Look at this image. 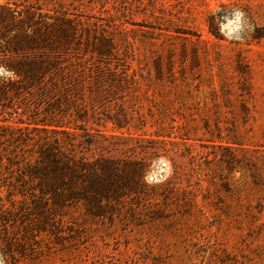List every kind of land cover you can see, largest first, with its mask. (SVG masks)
<instances>
[{
	"label": "rangeland",
	"instance_id": "rangeland-1",
	"mask_svg": "<svg viewBox=\"0 0 264 264\" xmlns=\"http://www.w3.org/2000/svg\"><path fill=\"white\" fill-rule=\"evenodd\" d=\"M1 23L0 64L59 61L0 115L6 264H264V0H0Z\"/></svg>",
	"mask_w": 264,
	"mask_h": 264
},
{
	"label": "trees",
	"instance_id": "trees-1",
	"mask_svg": "<svg viewBox=\"0 0 264 264\" xmlns=\"http://www.w3.org/2000/svg\"><path fill=\"white\" fill-rule=\"evenodd\" d=\"M15 16V15H13ZM2 25V23L0 24ZM23 31L20 32L23 43H19V46L21 49H19V54H27L28 52H31L35 49H38L37 45H34L36 40H33L30 36H28V33L32 30L29 28L30 25L28 23H25L24 26H22ZM14 32V31H13ZM19 34V35H20ZM15 35L14 33H11L9 37H12ZM5 36V34H4ZM5 38V37H4ZM2 42L5 41V39H1ZM2 44V43H0ZM41 45L46 46L49 50L57 49L56 43L50 41V40H44L41 41ZM59 64V61L57 59H27V58H20L15 63H7L3 64L6 65L9 69L13 70L16 74L17 79L11 80L8 82L0 81V115L5 114V100L7 95H13L12 97L14 100L20 99L21 93L24 91H32V90H42L46 91L49 89V85H54V80L52 79L49 81V79L52 77L53 70L56 68V66ZM5 85H6V91L5 92ZM44 125V124H43ZM4 126L0 127V130L5 131ZM2 138H5V135L1 134L0 132V140ZM48 163L53 164V161L48 159ZM25 168H28L29 166H33L32 163H26L23 164ZM46 171V170H45ZM48 172V171H47ZM42 174V173H41ZM49 174L56 175L53 171H50ZM43 176H48L43 174ZM47 186H41L39 187V190L45 192V195H51L57 196V189L53 187L52 183H47ZM55 185V184H54ZM58 202V201H57Z\"/></svg>",
	"mask_w": 264,
	"mask_h": 264
},
{
	"label": "clouds",
	"instance_id": "clouds-1",
	"mask_svg": "<svg viewBox=\"0 0 264 264\" xmlns=\"http://www.w3.org/2000/svg\"><path fill=\"white\" fill-rule=\"evenodd\" d=\"M219 35L229 42H244L247 34L253 30V25L249 22L247 13L239 7L226 9L221 15H214ZM17 79L13 70L6 65L0 64V81L8 82ZM169 165L164 161L157 170L146 172L144 182L153 185L162 183L168 178ZM0 264H6V258L0 254Z\"/></svg>",
	"mask_w": 264,
	"mask_h": 264
}]
</instances>
